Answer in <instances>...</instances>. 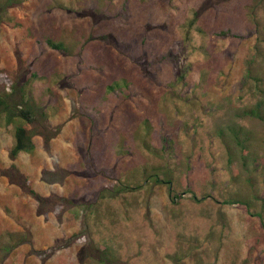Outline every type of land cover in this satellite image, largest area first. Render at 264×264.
Here are the masks:
<instances>
[{
  "label": "rangeland",
  "instance_id": "rangeland-1",
  "mask_svg": "<svg viewBox=\"0 0 264 264\" xmlns=\"http://www.w3.org/2000/svg\"><path fill=\"white\" fill-rule=\"evenodd\" d=\"M12 1L0 92L26 85L54 138L11 160L0 115V264H264V119L243 112L264 102V0ZM16 167L68 201L39 215Z\"/></svg>",
  "mask_w": 264,
  "mask_h": 264
},
{
  "label": "trees",
  "instance_id": "trees-1",
  "mask_svg": "<svg viewBox=\"0 0 264 264\" xmlns=\"http://www.w3.org/2000/svg\"><path fill=\"white\" fill-rule=\"evenodd\" d=\"M12 5H13L12 0H8L6 3L0 5V13L4 12L6 7ZM214 34L220 37H231V38L242 37L241 34L234 32L230 28L219 29L215 31ZM45 43L53 50H57L63 53L66 52V47L61 42H54L51 39H46ZM90 66L95 67V65H90ZM4 73H6V71H4L2 67H0V74H4ZM32 75L35 76V74ZM253 79L259 82L258 77L253 76ZM129 85H131V83L128 82L126 79L122 78L121 80H115L112 83L107 84L106 90L116 94H119L120 92L124 94H128L127 91H130ZM255 87L258 89L259 92L262 93L258 84H256ZM9 88L6 89L7 93L5 91L0 92V115L3 116L5 124L11 125V123H13L14 125L15 141L14 144L11 146V148L8 149V157L11 160H13L17 157V155L20 152H27V153L31 152L35 148H37L38 145L44 146L45 149L49 151L51 140L54 138V135L53 132L49 131L44 126V124L46 123H47L46 125H48L49 122L51 123L48 116L46 115V106L41 107L35 103L33 98L30 96L29 92L27 91L26 85L17 88L16 91L18 93H16V91L14 92L15 87H13L12 89V85ZM127 98L130 99V102H135L134 98L131 95H129ZM263 104H264L263 100H259L255 103L254 107L247 109L243 112L245 115H250L259 119H264ZM86 107L87 105L85 106L84 103L82 102L78 107L80 110L79 114L83 116H87L91 120L97 118V115L94 113L91 114L92 112L86 109ZM96 127L98 130H103V127L100 126L99 124H97ZM232 133H233L232 134L233 138H235L236 144H238L243 150H245L244 147L247 145L246 141H249L250 136L241 132L239 128L237 129L234 128ZM81 144L82 142H77L76 147L79 149ZM88 162L89 163L87 168H89V170L94 169V162L91 160ZM16 170H18L17 171L19 174L18 176L21 179V183L16 185L19 186V188L23 192L27 193L35 200L39 215H44L45 217L48 216L49 210L47 209L50 207V210H52L51 208L54 207V204H56L58 202L57 200L59 199L66 202L68 201L67 198L59 195L52 194L46 196L44 194L38 193L31 187L30 185L31 182L29 181L26 174L23 173L17 167ZM103 170L106 171V169ZM157 180L158 179H156V181ZM129 187L130 186H128L127 184H122V183L116 184L114 187H112V189L103 187L102 189L97 191L96 197L100 199V198H104L105 196H112L115 195L116 193L127 190V188ZM75 237L76 234L70 236L69 239H66L64 241L65 245H69ZM64 243L62 242L60 244L64 245Z\"/></svg>",
  "mask_w": 264,
  "mask_h": 264
}]
</instances>
